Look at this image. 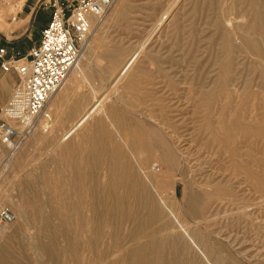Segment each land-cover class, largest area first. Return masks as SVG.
<instances>
[{"label":"rangeland","instance_id":"374dc122","mask_svg":"<svg viewBox=\"0 0 264 264\" xmlns=\"http://www.w3.org/2000/svg\"><path fill=\"white\" fill-rule=\"evenodd\" d=\"M248 1L118 0L92 21L71 102L58 92L13 158L0 144V208L14 215L2 225V262L126 264L128 248L153 240L165 264H209L197 247L215 264H264V0H255L253 27ZM24 2L0 0V32L27 27L18 18ZM125 127L146 142L130 164L145 161L153 177L170 178L162 201L194 242L176 220L150 221L144 207L130 220L103 222L107 162L90 166L86 140L111 131L122 144Z\"/></svg>","mask_w":264,"mask_h":264},{"label":"built area","instance_id":"2783aa9c","mask_svg":"<svg viewBox=\"0 0 264 264\" xmlns=\"http://www.w3.org/2000/svg\"><path fill=\"white\" fill-rule=\"evenodd\" d=\"M118 0H64L54 3L48 24L38 44L29 54L5 58L0 48L2 68H15L19 74L13 94L0 112V144L11 158L27 141L44 115L50 100L66 82L80 59L82 43L89 37L93 18H101ZM14 215L0 208V225L9 224Z\"/></svg>","mask_w":264,"mask_h":264},{"label":"bare ground","instance_id":"6f19581e","mask_svg":"<svg viewBox=\"0 0 264 264\" xmlns=\"http://www.w3.org/2000/svg\"><path fill=\"white\" fill-rule=\"evenodd\" d=\"M247 7L251 14V18L249 21L250 27H253L256 17L255 15L256 10H258L256 1L249 0L247 2ZM263 15H264V11H263ZM93 20H95V18H93ZM79 71H80V59L77 62V64L74 66V68L70 71L69 76L66 82L64 83V85L68 86V84L70 85L71 83H73V80H75V77L77 76V73ZM52 99L50 100V102L52 101ZM49 109L50 107H48V110ZM120 124L122 125V123H119V125ZM128 129L126 128L124 131V134L126 136H124L122 140V144L114 139L113 137L114 134L111 131L105 132V136H104L103 132L102 135V133H98L97 130L96 131L94 130L89 134L86 140V142L89 144L90 147V154L88 158L90 162V166L92 165L95 168L100 165L98 164L99 161L103 162L104 160L105 162H107V168L105 172L107 178H106L104 191L102 192L103 193L102 201H100V205L104 210L103 222L111 225L112 219L130 220L134 218L135 215L137 216V214L139 213V209L141 207H144L148 210V218L150 221H161L165 217H168V220L172 221L173 223H175L174 220H176V222L179 224V227L183 231L182 232L183 235L187 237L190 241L194 242L193 237L191 236L190 232L186 227V223L179 218L177 212L175 211V208L167 207L166 204H164L162 201V197L160 195V191H161L160 187L162 184L164 185L167 184L170 181V178L161 177L162 179H158L155 176L153 177L150 173L146 171L145 161L139 160L137 162L136 169L133 168L132 165L130 164L132 161H129L131 160L129 159V153H132L134 151H139L141 153L142 151L146 150V142H145L144 133L140 129L138 128L136 129L133 128L129 130ZM36 130L37 128L34 130V132ZM152 130L154 136H157L156 129L153 127ZM248 130L253 132V127L248 126ZM105 143H109L110 146H105ZM123 143H125L126 145L128 144V148H126L123 145ZM15 155L16 153L11 158H13ZM173 163H175V155L171 151L169 164L171 165ZM149 187L155 190L156 192L157 199L159 202L158 207L151 205L150 203ZM94 188H90L93 199L95 194ZM130 198L131 200L129 201ZM15 205L17 206V208L21 207L19 203H15ZM187 210L192 211V208H187ZM111 213H113L112 216ZM120 228H121L120 224H115L114 226H112V231L116 233L120 230ZM140 228L141 226L133 227L132 230L130 231V234L131 235L138 234ZM3 230H4L3 226L0 225V233H2ZM112 231L110 232V234L113 235ZM177 241H178L177 237L173 239L174 244ZM73 244L74 243L72 242L71 245L67 247V249L73 251L75 248ZM176 246L178 245L176 244L175 248H177ZM164 249L165 248L163 244L161 243L157 244V242L153 240H148L137 246H131L130 248H128L126 254L121 256V260L124 261L126 264H165ZM197 249L201 252L203 257L209 264H215L212 261V259L209 257V255L203 252L201 248L197 247ZM150 250L154 251L153 252L154 256L152 255L153 258L151 259L147 257L148 256L147 254L150 252ZM5 263L2 261L0 262V264H5Z\"/></svg>","mask_w":264,"mask_h":264},{"label":"crops","instance_id":"0c3cea01","mask_svg":"<svg viewBox=\"0 0 264 264\" xmlns=\"http://www.w3.org/2000/svg\"><path fill=\"white\" fill-rule=\"evenodd\" d=\"M64 0H23L24 4L18 13L19 21L26 26L22 31L12 30L10 33L0 32V48L5 49V58H19L29 54L32 46L38 44L41 38L43 28L48 24L54 10V3H62ZM32 24V25H31ZM29 25L40 32L39 37L35 40L29 37ZM22 28V27H21ZM5 31V30H0ZM2 58L0 57V112L10 100L14 87L19 81V74L15 68L5 71L2 66ZM65 86V85H64ZM73 86V83L68 85L66 91L59 92L61 102L69 100L68 91ZM57 92V93H58ZM56 93V94H57ZM69 101H67L69 103ZM58 102V101H57ZM66 102V101H65ZM71 102V101H70ZM80 100H74L73 103L78 104ZM57 114V113H56ZM56 114H51L55 117ZM57 118V116H56Z\"/></svg>","mask_w":264,"mask_h":264}]
</instances>
